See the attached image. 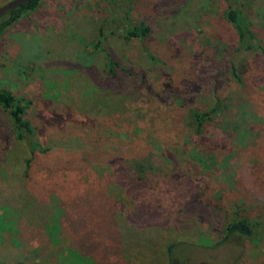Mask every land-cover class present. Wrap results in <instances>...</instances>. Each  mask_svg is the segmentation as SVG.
<instances>
[{
	"label": "rangeland",
	"instance_id": "rangeland-1",
	"mask_svg": "<svg viewBox=\"0 0 264 264\" xmlns=\"http://www.w3.org/2000/svg\"><path fill=\"white\" fill-rule=\"evenodd\" d=\"M139 25L146 37L126 39ZM0 90L28 103L32 142L47 149L25 173L28 144L0 107V264H167L172 242L171 264H264V0H41L0 34ZM216 99L227 118L179 137ZM125 171L149 188L125 187ZM46 189L67 207L90 195L84 232L21 241L45 226ZM241 217L254 241L215 245Z\"/></svg>",
	"mask_w": 264,
	"mask_h": 264
},
{
	"label": "trees",
	"instance_id": "trees-1",
	"mask_svg": "<svg viewBox=\"0 0 264 264\" xmlns=\"http://www.w3.org/2000/svg\"><path fill=\"white\" fill-rule=\"evenodd\" d=\"M41 0H29L28 2L17 6L14 9L9 10L4 15L0 16V34L3 32L7 27H9L11 24H13L17 19H19L24 13H29L33 11L37 5L39 4ZM224 19L228 22L230 27L232 28L234 35L236 37L237 46L238 49L242 51H250L253 47H251L250 42L254 40L253 34L245 27L241 13L238 11L237 8H228L224 14ZM148 32L147 27L139 25V26H133L126 30L125 32V38H135V39H143L146 37ZM113 65L112 61L108 60V70L111 71V66ZM232 78L239 82V79L237 75L235 74V71L232 69L230 72ZM220 100L216 99V101L213 103V106L209 108L206 111L202 112H193L192 115V121L188 124L189 129L184 126V128H180L178 130L179 137L184 138H191V134L188 133V131L194 130L196 134H200V127L211 121L214 116H218V118H227L226 111L221 106ZM0 107L7 111V114L11 120V133L13 136V139L17 142H26L28 144V149L30 153V157L26 159L24 162V169L26 173V168L28 169V165L34 161V157L38 154L44 155L47 152V149L41 148L39 144H36L32 142V138L34 136V129L31 127L28 120L25 119V110L28 107V103H23L22 100L14 98L9 92L0 90ZM193 126V127H192ZM194 134L196 137L198 135ZM38 153V154H37ZM160 154L159 151L155 152L153 157H159ZM158 163L159 160H158ZM157 163V164H158ZM166 165L164 162H162V166ZM165 167V166H164ZM47 171H49V167H46ZM160 173L159 175L165 176V171L169 174L170 171L168 169H159ZM127 174V180L124 183V186L131 187L136 193L138 189L145 190L146 188H149V185L145 184L147 183L142 178H139L135 176L133 173H129L128 171H125ZM48 175V172L46 173ZM129 175V176H128ZM5 176V175H4ZM128 177L130 179H128ZM165 179V182H168L172 178H163ZM130 180V181H129ZM2 185H6V181H1ZM160 182V179H159ZM156 184L155 182H153ZM163 184V183H162ZM166 183L163 185L165 186ZM7 188V187H6ZM13 190L14 195L16 194V190L14 188H11ZM47 189L44 191L42 190V194L46 197L45 205L47 206V210L50 211V214L48 213L46 217L45 226L41 227L39 229L38 227H32L24 229L22 232L23 238L21 241H28L33 240L39 244H49L54 245L56 244L59 239L58 237L64 233H72V235H76L77 232H81L82 228H84L85 220L81 218L80 214V206L79 203L82 204V208L92 210V208H89L88 205L91 206L92 199L90 198V195L85 193L83 198H74V204L72 207H67L62 204L61 200L59 199L58 195L52 191H49L47 193ZM139 192V191H138ZM12 194V193H11ZM1 195V190H0ZM13 195V194H12ZM11 201H15L11 198ZM96 213V212H95ZM120 213V212H117ZM93 214V213H92ZM118 214H114L113 218L118 219L115 216ZM29 219V218H28ZM110 220V218H109ZM32 225V224H30ZM84 232V231H82ZM255 231H254V225L250 223V221L247 218H238L236 220H233L231 222H227L223 226L222 231V237L219 242H217L215 245H219L224 243L225 241L229 240L233 237H239L242 239H246V241L253 240L254 241ZM80 238V237H78ZM180 242H172L171 244H168L165 248L166 252V261L167 264H171L170 258H171V250L174 246L179 244Z\"/></svg>",
	"mask_w": 264,
	"mask_h": 264
},
{
	"label": "water",
	"instance_id": "water-1",
	"mask_svg": "<svg viewBox=\"0 0 264 264\" xmlns=\"http://www.w3.org/2000/svg\"><path fill=\"white\" fill-rule=\"evenodd\" d=\"M28 1L29 0H12V1L6 3L5 5L0 7V16L4 15L9 10L14 9L17 6L22 5Z\"/></svg>",
	"mask_w": 264,
	"mask_h": 264
}]
</instances>
